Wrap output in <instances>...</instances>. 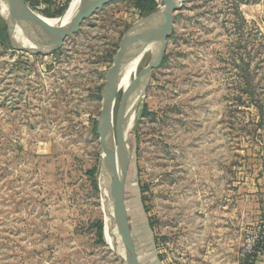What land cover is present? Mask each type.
<instances>
[{
	"label": "rangeland",
	"instance_id": "374dc122",
	"mask_svg": "<svg viewBox=\"0 0 264 264\" xmlns=\"http://www.w3.org/2000/svg\"><path fill=\"white\" fill-rule=\"evenodd\" d=\"M26 3L63 21L73 0ZM146 16L114 1L48 56L12 49L0 16V264H121L104 240L99 116L118 44ZM261 35L264 0H182L159 58L146 41L131 48L140 60L130 90L119 83L111 132L128 150L121 193L139 264L243 260L247 232L264 224ZM246 64L256 105L239 90Z\"/></svg>",
	"mask_w": 264,
	"mask_h": 264
},
{
	"label": "water",
	"instance_id": "95a60500",
	"mask_svg": "<svg viewBox=\"0 0 264 264\" xmlns=\"http://www.w3.org/2000/svg\"><path fill=\"white\" fill-rule=\"evenodd\" d=\"M114 1L117 0H85L73 11L69 20L64 24H60L57 28L43 25L35 17L25 0H1L0 16L5 24L6 35L12 49L32 56H48L59 50L67 38L74 36L85 20L93 16L102 7ZM161 1L163 2V9H157L144 17L127 30L120 40L108 82V90L104 95L103 107L99 116V144L102 150L103 164L109 176L111 201L115 211L120 216L121 241L128 264H139V260L121 193V177H119L117 165L107 147L106 136L109 130H112L115 95L120 79L129 65L131 48L139 42H147L168 30L169 32L165 37L166 40L174 23L175 14L182 7V0ZM19 20L37 32L40 36V41L35 42L31 46L25 45L17 33Z\"/></svg>",
	"mask_w": 264,
	"mask_h": 264
},
{
	"label": "bare ground",
	"instance_id": "6f19581e",
	"mask_svg": "<svg viewBox=\"0 0 264 264\" xmlns=\"http://www.w3.org/2000/svg\"><path fill=\"white\" fill-rule=\"evenodd\" d=\"M84 1L85 0H73V3L71 4L70 9L66 13L63 21L59 18L45 17V16H43L39 13H36V12H33V14L43 25L50 27V28H57L60 24L66 23L69 20V18L71 17L73 11H75V9L80 4H82ZM156 1L162 7V4H163V3H161L162 1L161 0H156ZM76 3H78V4H76ZM168 32L169 31L167 30V31L163 32L162 34L148 40L146 42L147 44L143 47V52L151 50L153 57L155 59L159 58L162 54L164 43H165L164 41H166L165 37L167 36ZM17 33H18L19 37L21 38V41L27 46H31L35 42L40 41L39 34L37 32H35L34 30L30 29L29 27H27L25 24H23V22L21 20H19L17 23ZM139 60H140V57H139V59L137 58L136 61H130L129 65L125 69V72L123 73V75L120 79L119 83L121 85H124L127 89L131 88V86L133 85V77L135 76ZM147 80H148V77L146 75V76L142 77L137 82L135 87L133 86L134 87V96L132 97L130 104L127 105L126 110H124L125 111V120H126L125 127H127L128 125L130 126V124L132 122V118L135 116L136 110H138L142 98H144L143 93H144L145 87L147 85ZM128 90H130V89H128ZM122 129H123V126H122ZM122 136H123V134H122ZM124 143H125L124 140L121 139L117 145L113 146L112 132H111V130H109V132L107 133V136H106V144H107V147L109 148V152H111V156H112L114 162L117 165L119 177L123 176V174L126 170V167H127V163H128V150L124 148V146H123ZM106 181L109 184V176L106 172L105 165L102 164V170H101L100 175H99V186H100L101 191L103 192V207H104L105 215H106V224H105V228H104V240L106 241V243L111 248L114 249V252L116 254H118L120 252L121 264H128L127 260H126L125 253H124V249L122 247L121 233H120V228H121L120 216L115 211L113 204H112L111 208H108L107 203H110V192L108 191V188L105 184ZM109 190H110V186H109ZM109 209L111 211V214H110ZM113 213H114V216H113ZM112 217H116V219L118 221L117 233L114 232L116 229L113 225Z\"/></svg>",
	"mask_w": 264,
	"mask_h": 264
},
{
	"label": "trees",
	"instance_id": "16d2710c",
	"mask_svg": "<svg viewBox=\"0 0 264 264\" xmlns=\"http://www.w3.org/2000/svg\"><path fill=\"white\" fill-rule=\"evenodd\" d=\"M26 1V0H25ZM133 7L136 10V12H138L140 15H149L151 12L155 11L157 8V2L155 0H133ZM236 10V8H234ZM235 15L237 16V12L235 13ZM238 16L241 19V24H245V20L243 17H241V15L238 13ZM261 39L263 40V42L258 43V46H260V44L262 43V47L264 48V37L261 35L260 36ZM249 64H246L244 68H242V66H240V75H241V80L242 83L244 85V88L241 86V83L239 84L240 88L239 90H241V93H245L246 95H249V101L251 102V104H259L257 101L253 100L254 99V94H252L251 89L253 88L251 85V80L249 78ZM245 80V81H244ZM236 101L238 102L239 105H243L245 104L242 101V97L241 96H237L236 97ZM260 113H263V106L262 105H257L256 106ZM128 215V214H127ZM98 229V237H99V242L100 243H104L103 242V227L101 224H99L97 226ZM264 252V248L261 250ZM259 257L257 256H252L248 259L244 260V264H255L256 261H258Z\"/></svg>",
	"mask_w": 264,
	"mask_h": 264
},
{
	"label": "built area",
	"instance_id": "2783aa9c",
	"mask_svg": "<svg viewBox=\"0 0 264 264\" xmlns=\"http://www.w3.org/2000/svg\"><path fill=\"white\" fill-rule=\"evenodd\" d=\"M3 48L0 47V55L3 53ZM264 248V224L256 225L251 231L247 232L243 248L241 250V257L243 260L252 256H260L263 254L261 251ZM179 264H202L201 262L193 260H183Z\"/></svg>",
	"mask_w": 264,
	"mask_h": 264
},
{
	"label": "crops",
	"instance_id": "0c3cea01",
	"mask_svg": "<svg viewBox=\"0 0 264 264\" xmlns=\"http://www.w3.org/2000/svg\"><path fill=\"white\" fill-rule=\"evenodd\" d=\"M205 258H206V260L205 261H207V259H210L211 258V256H210V252H206V254H205ZM228 258H230V257H228ZM223 259V262H221V263H216V262H214L213 260L211 261V263L212 264H244V260H240L239 259V257H237V258H235V259H233V260H231L230 261V259ZM208 262V261H207ZM202 263V262H201ZM203 264V263H202ZM255 264H264V252H263V254L260 256V258L258 259V261H256V263Z\"/></svg>",
	"mask_w": 264,
	"mask_h": 264
}]
</instances>
